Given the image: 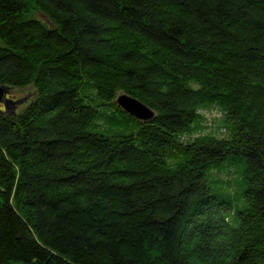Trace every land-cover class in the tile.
I'll return each instance as SVG.
<instances>
[{
    "label": "trees",
    "instance_id": "16d2710c",
    "mask_svg": "<svg viewBox=\"0 0 264 264\" xmlns=\"http://www.w3.org/2000/svg\"><path fill=\"white\" fill-rule=\"evenodd\" d=\"M0 86V264H264V0H0Z\"/></svg>",
    "mask_w": 264,
    "mask_h": 264
},
{
    "label": "water",
    "instance_id": "95a60500",
    "mask_svg": "<svg viewBox=\"0 0 264 264\" xmlns=\"http://www.w3.org/2000/svg\"><path fill=\"white\" fill-rule=\"evenodd\" d=\"M8 93V88L5 86H0V107L1 104H4L6 108L11 105L16 106L17 104H20L24 101L21 99L17 102H13V99L7 98ZM117 102L125 111L141 120H149L155 114L153 109L148 107L142 101L127 94H121L118 96Z\"/></svg>",
    "mask_w": 264,
    "mask_h": 264
},
{
    "label": "clouds",
    "instance_id": "9594fccd",
    "mask_svg": "<svg viewBox=\"0 0 264 264\" xmlns=\"http://www.w3.org/2000/svg\"><path fill=\"white\" fill-rule=\"evenodd\" d=\"M192 87H198V85H191ZM213 115L216 117L218 121V139H226L230 136L229 127L225 123V118L227 113L219 106H216L213 110Z\"/></svg>",
    "mask_w": 264,
    "mask_h": 264
},
{
    "label": "rangeland",
    "instance_id": "374dc122",
    "mask_svg": "<svg viewBox=\"0 0 264 264\" xmlns=\"http://www.w3.org/2000/svg\"><path fill=\"white\" fill-rule=\"evenodd\" d=\"M39 16H41V15L39 14ZM9 93H11L10 90H9ZM13 93L15 95H17L18 97H20V98L24 97L22 99L24 101L26 100V98L30 100L35 94L34 89L32 87H28V88H24V89L15 88V89H13ZM24 101L22 103H20V104H24ZM12 106L14 108L16 107L15 105H12ZM207 115H208L209 118H212V119L215 117L213 115V110H211V112H207Z\"/></svg>",
    "mask_w": 264,
    "mask_h": 264
}]
</instances>
